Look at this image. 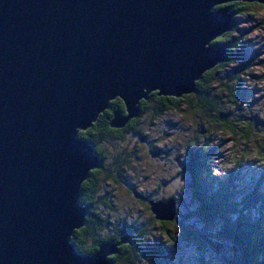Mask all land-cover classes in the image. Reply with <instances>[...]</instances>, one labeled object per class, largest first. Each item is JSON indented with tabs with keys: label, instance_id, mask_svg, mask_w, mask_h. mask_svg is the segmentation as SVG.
Wrapping results in <instances>:
<instances>
[{
	"label": "water",
	"instance_id": "water-1",
	"mask_svg": "<svg viewBox=\"0 0 264 264\" xmlns=\"http://www.w3.org/2000/svg\"><path fill=\"white\" fill-rule=\"evenodd\" d=\"M233 3L264 0H0V264H114L130 235L91 256L72 243L89 214L81 188L101 165L80 133L117 99L113 130L153 93H195L225 60L213 43L235 21L218 8ZM176 205L149 203L159 223L176 221Z\"/></svg>",
	"mask_w": 264,
	"mask_h": 264
},
{
	"label": "rangeland",
	"instance_id": "rangeland-1",
	"mask_svg": "<svg viewBox=\"0 0 264 264\" xmlns=\"http://www.w3.org/2000/svg\"><path fill=\"white\" fill-rule=\"evenodd\" d=\"M262 20L264 8L260 7L236 18L240 32L248 33L245 60L253 56L258 60L244 79V99L232 110L228 122H240L242 127L246 124L249 130L240 127L233 132L217 126L182 103L180 110L167 112L157 120L145 114L139 124L143 135L132 132L123 141L103 145L110 157L124 154L128 167L122 183L100 179L99 196L104 202L100 212L114 223L125 220L136 230H146L141 246L154 260L148 263L141 258L137 264H224L219 252L209 246L201 250L195 240L185 242L180 225L170 223L172 226L165 232L150 211L151 201L170 199L177 203V221L193 210L191 180L184 170L186 152L193 142L216 151L210 169L212 178L224 180L230 173L238 175L237 183L244 195L257 189L260 195L264 193V27L257 28ZM189 221L195 226V221ZM109 233H100L99 237Z\"/></svg>",
	"mask_w": 264,
	"mask_h": 264
},
{
	"label": "trees",
	"instance_id": "trees-1",
	"mask_svg": "<svg viewBox=\"0 0 264 264\" xmlns=\"http://www.w3.org/2000/svg\"><path fill=\"white\" fill-rule=\"evenodd\" d=\"M253 7L264 8L257 4L243 3L218 8H230L235 15L231 31L213 43L214 46L225 48L226 59L214 70L204 74L196 83L195 93L179 99L158 97L153 93L147 101L140 103V115L136 119L124 129L113 130L110 128V122L114 114L125 112L123 102L117 99L111 103L109 110L100 116L96 124L86 132L80 133V138L89 141L95 148L101 165L91 172L81 188L80 203L89 208V214L86 226L76 231L72 238L79 254L91 256L103 243H118L128 234L131 243L120 248L119 254L114 256L112 261L115 264H137L144 258L148 263L153 262L152 254H145L141 246V239L147 235L145 229L136 230L134 225H128L125 220L114 223L100 212L104 203L99 196L100 179L104 178L115 184L122 183L121 178L128 167L124 154H113L110 157L102 147L111 142L123 141L127 134L132 132L143 135L139 124L145 114L150 113L153 120H157L167 112L180 110L182 103L213 120L217 126L230 128L233 132L242 127L240 122L232 124L228 120L231 119L229 117L232 116V110L244 99V79L258 58L253 56L245 60L243 51L247 47L245 40L248 33L240 32L236 18L246 14ZM261 27H264V20L257 28ZM243 127L250 129L246 124ZM84 133H87L86 137ZM198 143L189 145L184 165V170L191 180L193 210L188 216L174 222L180 225L182 239L187 243L195 240L201 250L209 246L200 238L201 235L222 244L223 250L217 254L224 264H264V193L260 195L257 189L244 195L237 183L238 175L230 173L224 180L212 178L210 169L216 151H210L204 145L198 146ZM189 220L195 221V226ZM160 225L165 232L172 226L170 223ZM197 225H200V228ZM107 231L110 233L106 237H99L100 233ZM161 253L164 254L163 251Z\"/></svg>",
	"mask_w": 264,
	"mask_h": 264
},
{
	"label": "snow or ice",
	"instance_id": "snow-or-ice-1",
	"mask_svg": "<svg viewBox=\"0 0 264 264\" xmlns=\"http://www.w3.org/2000/svg\"><path fill=\"white\" fill-rule=\"evenodd\" d=\"M260 6L261 7H264V5H260ZM83 135L86 137L87 136V133H84ZM261 158H264V154H261ZM125 247H127V245H125ZM110 259H115V257H111Z\"/></svg>",
	"mask_w": 264,
	"mask_h": 264
},
{
	"label": "flooded vegetation",
	"instance_id": "flooded-vegetation-1",
	"mask_svg": "<svg viewBox=\"0 0 264 264\" xmlns=\"http://www.w3.org/2000/svg\"><path fill=\"white\" fill-rule=\"evenodd\" d=\"M129 244H130V243H129ZM129 244H128V245H129ZM128 245H127V246H128ZM114 264H115V263H114Z\"/></svg>",
	"mask_w": 264,
	"mask_h": 264
},
{
	"label": "bare ground",
	"instance_id": "bare-ground-1",
	"mask_svg": "<svg viewBox=\"0 0 264 264\" xmlns=\"http://www.w3.org/2000/svg\"><path fill=\"white\" fill-rule=\"evenodd\" d=\"M226 59V58H225Z\"/></svg>",
	"mask_w": 264,
	"mask_h": 264
}]
</instances>
